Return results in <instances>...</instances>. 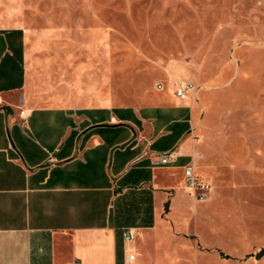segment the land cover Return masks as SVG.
I'll list each match as a JSON object with an SVG mask.
<instances>
[{
  "label": "rangeland",
  "instance_id": "obj_1",
  "mask_svg": "<svg viewBox=\"0 0 264 264\" xmlns=\"http://www.w3.org/2000/svg\"><path fill=\"white\" fill-rule=\"evenodd\" d=\"M0 26L24 34L38 105L176 102L193 84L203 133L190 136L212 141L203 167L213 178L196 214L183 195L185 228L226 233L234 261L264 264L254 256L264 248V0H0Z\"/></svg>",
  "mask_w": 264,
  "mask_h": 264
},
{
  "label": "crops",
  "instance_id": "obj_2",
  "mask_svg": "<svg viewBox=\"0 0 264 264\" xmlns=\"http://www.w3.org/2000/svg\"><path fill=\"white\" fill-rule=\"evenodd\" d=\"M25 57L22 30L0 26V264H244L226 233L185 228V165L213 178L187 99L38 105Z\"/></svg>",
  "mask_w": 264,
  "mask_h": 264
},
{
  "label": "built area",
  "instance_id": "obj_3",
  "mask_svg": "<svg viewBox=\"0 0 264 264\" xmlns=\"http://www.w3.org/2000/svg\"><path fill=\"white\" fill-rule=\"evenodd\" d=\"M194 88V85L191 83H185L177 87L175 94L181 99L185 100L189 98V92ZM22 114L24 111L21 112ZM174 157L173 152L165 153L161 155L159 162L161 164H169L171 159ZM184 189L188 196L197 200L205 201L208 199L211 191V183L202 178L195 172V169L192 164H187L184 167ZM123 239L125 241H131L135 237V228L127 227L123 230ZM129 259H134V255H130Z\"/></svg>",
  "mask_w": 264,
  "mask_h": 264
},
{
  "label": "water",
  "instance_id": "obj_4",
  "mask_svg": "<svg viewBox=\"0 0 264 264\" xmlns=\"http://www.w3.org/2000/svg\"><path fill=\"white\" fill-rule=\"evenodd\" d=\"M264 254V248H261L260 251L257 252L255 255L256 259H259Z\"/></svg>",
  "mask_w": 264,
  "mask_h": 264
}]
</instances>
